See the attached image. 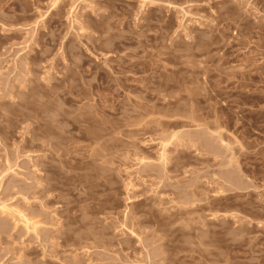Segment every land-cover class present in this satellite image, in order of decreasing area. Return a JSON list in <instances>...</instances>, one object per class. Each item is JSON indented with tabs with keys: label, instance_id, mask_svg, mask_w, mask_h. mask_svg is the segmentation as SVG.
Wrapping results in <instances>:
<instances>
[{
	"label": "rangeland",
	"instance_id": "obj_1",
	"mask_svg": "<svg viewBox=\"0 0 264 264\" xmlns=\"http://www.w3.org/2000/svg\"><path fill=\"white\" fill-rule=\"evenodd\" d=\"M52 4L0 0V264H264V0Z\"/></svg>",
	"mask_w": 264,
	"mask_h": 264
},
{
	"label": "bare ground",
	"instance_id": "obj_2",
	"mask_svg": "<svg viewBox=\"0 0 264 264\" xmlns=\"http://www.w3.org/2000/svg\"><path fill=\"white\" fill-rule=\"evenodd\" d=\"M61 2H62V0H53L52 9H51L50 11L55 10V8H57V7L60 5ZM95 135H96V134H95ZM174 136H175V135H174ZM95 137H96V136H95ZM95 137H94V138H95ZM90 138L92 139L93 136H92V137L90 136ZM88 139H89V138H88ZM92 140H93V139H92ZM95 140H96V139H95ZM162 147H163V146H162ZM160 157H161L162 159H164V157H166V156H165V151H164V149H163V151H162ZM162 159H161V160H162ZM0 189H1V180H0ZM7 209H10L9 206H8L6 203L1 202V204H0V211H2V212L9 211V210H7ZM14 212H15L16 214H18V216L20 217L21 222H22L27 228H29V229L31 228V230L37 231L39 225H38V223H37L36 221H34V220H32L31 218H29L25 213H23L22 211H20V210H18V209H16Z\"/></svg>",
	"mask_w": 264,
	"mask_h": 264
}]
</instances>
